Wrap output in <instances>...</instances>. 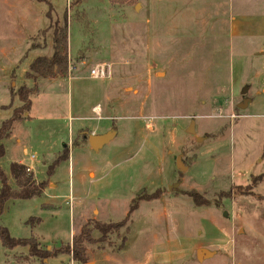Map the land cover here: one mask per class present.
Wrapping results in <instances>:
<instances>
[{
    "label": "rangeland",
    "instance_id": "obj_1",
    "mask_svg": "<svg viewBox=\"0 0 264 264\" xmlns=\"http://www.w3.org/2000/svg\"><path fill=\"white\" fill-rule=\"evenodd\" d=\"M243 18L258 36L235 33ZM65 22L66 75L26 78ZM21 87L38 93L0 165L14 186L23 159L44 188L0 222L59 251L44 263L264 264V0H0V121ZM27 255L0 242V264Z\"/></svg>",
    "mask_w": 264,
    "mask_h": 264
},
{
    "label": "trees",
    "instance_id": "obj_2",
    "mask_svg": "<svg viewBox=\"0 0 264 264\" xmlns=\"http://www.w3.org/2000/svg\"><path fill=\"white\" fill-rule=\"evenodd\" d=\"M67 46V26L65 22L62 26L56 27L53 31L51 55L35 57L29 63L25 77L36 81L37 78L55 77L57 73L66 75L68 65ZM35 91L36 89H26L25 87L19 88L15 95L21 102L20 106L13 110L11 116L0 121V159L5 153L4 144L2 143L3 140L10 135L12 124L15 121L26 118L24 113H28L31 106V95H33ZM3 108L5 107L3 106L2 109ZM65 157L67 158V154ZM9 175L13 180L14 186L10 185L6 173L0 166V217L4 212L8 201L14 199H28L37 196L44 188V183L36 182L32 173H29L26 170L25 165L21 163L11 162L9 165ZM35 220L38 222L40 219L36 218ZM94 226L101 233L107 230L103 225L97 223ZM89 238L90 237L88 236V239ZM80 240L81 239L78 236H72L71 243H66L64 245L66 247V253L70 251L72 253V258L75 260L80 258V247L78 245ZM0 242L7 250L13 249L18 245L27 246L28 255L25 258H37L40 262L39 264H46L43 262L44 259L53 257L59 252L57 249L47 251L33 236L27 238L12 237L7 227L1 222Z\"/></svg>",
    "mask_w": 264,
    "mask_h": 264
},
{
    "label": "crops",
    "instance_id": "obj_3",
    "mask_svg": "<svg viewBox=\"0 0 264 264\" xmlns=\"http://www.w3.org/2000/svg\"><path fill=\"white\" fill-rule=\"evenodd\" d=\"M237 20V19H236ZM241 21H238L237 22V24H236V27H235V33H237V35L238 36H241V37H253V36H258L257 35V33H255L254 31H250V32H247L246 31V29L248 28V26H249V19H247V18H243V19H240ZM239 24H241V25H239ZM38 55H36L35 57H37ZM35 57H33V58H30L29 59V61L27 62V66L29 65V63L35 58ZM23 71H25L26 70V68L24 69H22ZM22 71V72H23ZM22 72H21V74H22ZM20 74V75H21ZM42 79H54L53 77H47V78H40V80H42ZM59 79V78H58ZM69 79V78H68ZM39 80V81H40ZM38 81V82H39ZM35 82V81H34ZM38 93V91L36 92V94ZM35 94V93H34ZM33 94V95H34ZM35 94V95H36ZM99 107H100V105L97 107H95V110H98L99 109ZM1 117V116H0ZM27 118H30V116H27ZM32 118V117H31ZM31 118L30 119H28V120H31ZM17 122H21V120H18V121H15L13 124H12V128H11V133H10V135L6 138V139H4L3 140V144H4V148H5V142L4 141H6L7 139H9L10 138V136L12 135V131H13V128H14V126H15V123H17ZM108 131H111V130H107L105 133H107ZM88 134H94V132L93 131H90ZM112 135V134H111ZM113 137V136H112ZM112 139V138H111ZM110 141V140H109ZM17 142L19 143V140L17 139ZM108 143V142H107ZM91 148V147H90ZM49 148H47V150H48ZM92 149V148H91ZM45 154L46 155H44V157H47V155H49L48 153H47V151L45 152ZM67 157H68V153H67ZM30 159H32V160H34V156L32 155V156H30L29 157ZM15 162H18V163H21V164H23V165H25V167H29L30 168V170H29V172H32V173H34V168H33V166H31V165H28L26 162H24V160L23 159H21V160H17V161H15ZM43 162V161H42ZM0 163H1V159H0ZM44 163V162H43ZM1 166V165H0ZM8 177V176H7ZM8 182L10 183V180H9V177H8ZM36 182H39V181H37L36 180ZM50 182H49V184H48V187L50 186ZM10 201H8L7 202V204L9 203ZM7 204H6V207H7ZM6 209V208H5ZM4 213V212H3ZM3 215V214H2ZM2 215H1V217H2ZM1 217H0V220H1ZM38 240V239H37ZM40 242V241H39ZM41 243V242H40Z\"/></svg>",
    "mask_w": 264,
    "mask_h": 264
},
{
    "label": "water",
    "instance_id": "obj_4",
    "mask_svg": "<svg viewBox=\"0 0 264 264\" xmlns=\"http://www.w3.org/2000/svg\"><path fill=\"white\" fill-rule=\"evenodd\" d=\"M241 106V105H240ZM189 130L193 131V124L191 123ZM112 138L111 133H105L102 135L88 134L87 141L90 147L94 150L99 149L103 144L107 143ZM212 253L207 249L200 248L196 250V256L198 260H202L205 257L211 256Z\"/></svg>",
    "mask_w": 264,
    "mask_h": 264
},
{
    "label": "built area",
    "instance_id": "obj_5",
    "mask_svg": "<svg viewBox=\"0 0 264 264\" xmlns=\"http://www.w3.org/2000/svg\"><path fill=\"white\" fill-rule=\"evenodd\" d=\"M88 76L93 79H104L107 76V71L104 64H95L89 69ZM29 171L30 168L26 167Z\"/></svg>",
    "mask_w": 264,
    "mask_h": 264
}]
</instances>
